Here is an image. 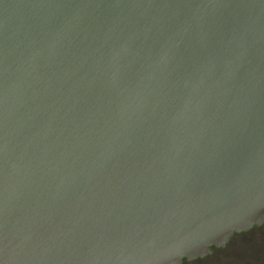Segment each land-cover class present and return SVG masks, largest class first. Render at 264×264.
<instances>
[{"label": "water", "instance_id": "water-1", "mask_svg": "<svg viewBox=\"0 0 264 264\" xmlns=\"http://www.w3.org/2000/svg\"><path fill=\"white\" fill-rule=\"evenodd\" d=\"M264 218V0H0V264H177Z\"/></svg>", "mask_w": 264, "mask_h": 264}, {"label": "flooded vegetation", "instance_id": "flooded-vegetation-1", "mask_svg": "<svg viewBox=\"0 0 264 264\" xmlns=\"http://www.w3.org/2000/svg\"><path fill=\"white\" fill-rule=\"evenodd\" d=\"M177 264H264V218L242 230H235L221 244L207 252L183 256Z\"/></svg>", "mask_w": 264, "mask_h": 264}]
</instances>
